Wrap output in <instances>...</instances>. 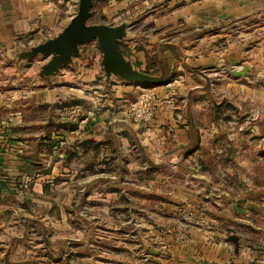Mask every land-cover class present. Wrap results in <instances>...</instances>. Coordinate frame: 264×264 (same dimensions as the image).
Here are the masks:
<instances>
[{
  "label": "crops",
  "instance_id": "0c3cea01",
  "mask_svg": "<svg viewBox=\"0 0 264 264\" xmlns=\"http://www.w3.org/2000/svg\"><path fill=\"white\" fill-rule=\"evenodd\" d=\"M74 1L0 0V264H46L39 258L41 254L49 258V264H59L58 243L32 240L28 235L32 231H53L57 226L58 210L52 212L50 195L44 190L45 183L52 181L51 176L37 174L27 189L22 183L30 166L41 165L36 159L54 157L66 134L70 138L84 135L97 139L103 153L106 148L114 152L113 166L117 170L128 167L124 175L122 171L117 175L113 172L108 182L113 181L114 185L108 191L107 180L97 175L103 186L97 192L98 199L100 195L103 201L112 199L107 206H98L95 214L100 217L111 213L114 222L112 226L97 222L96 239L87 237L76 243L89 250L82 255L80 264H107V260L108 264L241 263L249 244L239 232L245 225V202L241 198L230 199L231 190L224 203L217 199L223 195L212 196L210 183L217 180V163L210 156L214 143L227 133L229 120L241 113L242 101L250 96L243 95L249 92L250 73L238 76L232 70H242L244 66L249 71L264 69V55H251L246 49L250 33H241L239 42L231 34L238 31L234 27L239 24L246 28L247 22L264 23V19L255 20L264 14V0H167L160 13L152 4V13L144 22L154 24L158 32L144 35V39L139 28H134L142 16L126 19L133 22L134 36L127 38L131 47L140 43L152 47V43H157L160 68L161 61L168 62L170 77H176L147 86L113 78L109 83L112 96L106 93V81L105 92H91L92 88H99L95 81L103 66L86 64L87 60L75 62L76 75L63 72L65 80L43 79L35 71L33 79L26 78L29 61L24 62L22 76L18 77L12 65L11 55L23 49L27 40L28 45L38 44L62 30L74 14ZM109 2L120 6L127 0ZM141 53L139 49L136 55ZM126 54L139 69L137 59ZM38 57L39 69L44 61ZM141 89L156 95L150 133L145 124L126 125L129 118L121 111L127 94H139ZM82 103L93 105L94 111L83 113L79 109ZM62 126L68 131L63 133ZM127 135L137 140L141 155L145 156L137 162L117 155L124 147L121 138ZM235 145L244 148L241 143ZM121 199L127 205L123 206ZM46 202L48 213L42 208ZM183 208L209 218V226L200 227L181 219ZM120 215L128 221L118 219L116 223L115 216ZM133 215L141 217L132 218ZM73 224L67 218L65 229L73 232ZM234 233L240 239L239 252L228 240ZM122 236L136 247L139 253L135 257L118 255ZM62 252L67 256L66 264L78 263L74 242L67 241ZM52 255L56 257L52 259Z\"/></svg>",
  "mask_w": 264,
  "mask_h": 264
},
{
  "label": "rangeland",
  "instance_id": "374dc122",
  "mask_svg": "<svg viewBox=\"0 0 264 264\" xmlns=\"http://www.w3.org/2000/svg\"><path fill=\"white\" fill-rule=\"evenodd\" d=\"M109 1L110 0L95 1L93 8L96 11L91 17L90 22L115 25L119 24L123 20L135 18L136 15H140L142 16V19L141 21L136 22L134 28H139L140 34L143 36L141 38L144 39V35L150 36L153 32H158V29L154 28V24L151 22H144V19L152 13L149 12V7L153 4V6H155L160 13L167 0H127V3L124 2L120 6H117V4L114 6L113 4H115V2L112 3ZM116 1L120 2L121 0ZM78 2L79 0L74 1L72 9L74 14L78 10ZM263 17L264 14L257 15L255 20L259 18L262 21L264 19ZM245 24L246 28L240 27L241 24H239L238 28L236 26L234 27V31H238L235 34L233 32L231 33L233 34V40L239 42L242 38L241 33H244V35L250 33L249 37H247L245 41L247 46L246 49L251 55H264V23H257L253 21L252 23L247 22ZM258 31L260 32L259 35ZM122 41L123 42L120 44L121 49L129 55H133L135 59H137L136 64L139 66V69L157 74L160 72V64L158 62L159 53L156 47L157 43H152V47H149V44L140 43L141 45H136L139 48H133L136 46L131 47L132 44L128 43L129 41L127 38ZM29 46L30 45H28L27 40V44L24 48L18 51L27 49ZM139 49L142 53L137 56L136 52ZM16 53L11 55L10 60H12V65L13 67L15 66V69L17 70L15 65ZM101 59L102 52L98 42L93 40L85 43L82 46V54L75 57L74 64L66 66L64 68L65 71L63 69L62 72L54 78L57 80H65L63 72L75 74L77 68L75 62L78 61L87 60L86 64H96L98 67H101ZM138 59L141 60L138 61ZM38 60H40L39 57L24 60L21 65L22 71L20 73L17 70V76H22L24 62L29 61L30 63L26 65V68L28 67L26 70L29 71V75L26 78L33 79L35 77L34 71H38ZM80 66H82V62ZM249 73V82L247 83L249 92H244L243 95L250 94V96L242 101L243 103L240 107L241 113L237 114L234 119H230L232 116L229 118L230 120L226 129L227 133L221 138V140L214 143V150L212 152L213 158L210 156V160L214 159L217 163L215 168V176L217 180L210 183L212 186V196L216 194L217 196L223 195V198H217L222 199L221 202H223L224 197H228L229 191L231 190L230 199L234 201L241 198L242 202H245L243 206L247 209L246 213H244L245 225L241 228V230H239L247 241H249V244L245 248V257H243V261L241 263L230 264H264V69L258 67L253 71L250 70ZM12 76L15 77V75ZM174 77H176V75H172L170 78L174 79ZM113 78H117L116 80H121L123 83L127 82L119 77ZM104 79L105 77L102 67L100 73L96 76L95 81V85L99 88H92V93H94V90H96L95 94H102V92H105L103 91V84L105 83ZM147 85L152 84H144V86ZM76 88L82 89V87L78 86H76ZM105 89L108 96H112L114 94L112 86H110L109 83H106ZM142 92L145 91L141 89L139 94L135 92L128 93V97L125 98V101H122L121 111L123 112L126 105L129 102L136 100ZM80 105L81 108L79 109H82V112L85 114H89L94 111V107L91 104L82 103ZM230 114L231 111H229V115ZM134 123L137 124V122L129 118L126 125H132ZM65 131L67 132L68 129L63 127V133ZM85 137L86 136L84 135H78L70 138L66 134V136L60 140V146L57 147L55 155L53 154V158L43 156L42 158L36 159L38 162H41V165L38 164L34 167L30 166V168H28V170H32L34 172V177L37 174L51 176L50 179L52 181L45 183L44 190L50 195V199L48 198V201H50L52 206V212L55 208L58 210V222L53 231L42 230L37 233L32 231L29 232L28 235L32 238V240L38 239L44 243L51 240L52 244L58 243V255L56 256L60 259L59 264H66L67 256L64 252L61 253V248L66 246L67 241L74 242V255H77V264H80L79 262H81L82 255L86 253L88 254L89 250L85 249V247H82L81 245H76V243L80 244L81 242H84V239H87V237L91 240H95L97 222L100 224L105 223L107 226H112L114 222V216L111 213L100 214V217L95 214L99 207L107 206L112 199L106 198V200L103 201V196L101 195L99 196L101 199H98L97 192L98 190L101 191L103 186L102 183H98L99 179L97 175H100L101 178L104 177L105 180H107L105 181V190L108 191L114 185L113 181L108 182V179H110L113 175V172L116 171L117 175V173L120 174V171H122L121 174L124 175L126 173L124 172V169L128 170V167H123L117 170V168L113 166V158H115V154H113L114 152L109 148H106L103 153L97 139ZM238 139H240L241 142L238 141ZM110 140L112 141V139ZM236 141L241 143V146L244 148L238 149L235 145L237 144ZM122 143L124 147L122 146V152L117 154L119 155V158L126 160L130 159L137 162V159L145 157L141 155L142 151L137 143V140H134L131 135L123 136L121 138V144ZM231 143H233V145ZM128 144H131L130 148ZM233 147L237 148V150ZM44 148L45 151L49 153V147L46 145ZM109 151H111V153ZM224 161L226 162L225 165ZM227 161L229 162V165H227ZM102 163L105 165H99ZM122 186H124V184H122ZM125 187L128 188L129 186L125 185ZM120 201L123 203V206L127 205L124 203V199H121ZM46 203L47 205H44L42 208L43 212L48 213L50 210L49 202ZM98 217L99 220L97 219ZM133 217L140 219L141 216L133 215L132 218ZM67 218L68 221L70 220L74 223L73 232H69V230L67 231L65 229ZM115 218L116 223L118 219L121 222L128 221L124 215L115 216ZM132 222L135 223L133 219ZM102 228L103 227L100 229ZM108 231L109 229L106 227V234ZM90 253L94 252L91 250ZM117 253L122 257H135L139 252H137L133 243L125 240L122 236L121 251ZM94 254H97V252ZM56 256L52 255V259ZM39 258L46 264L50 263L49 258L45 254H41ZM76 258H74L75 261H77ZM109 261L110 260H107V264Z\"/></svg>",
  "mask_w": 264,
  "mask_h": 264
},
{
  "label": "water",
  "instance_id": "95a60500",
  "mask_svg": "<svg viewBox=\"0 0 264 264\" xmlns=\"http://www.w3.org/2000/svg\"><path fill=\"white\" fill-rule=\"evenodd\" d=\"M95 1L79 0L77 12L73 14L60 32L43 42L18 51L15 55L17 70L21 73V65L24 60L40 56L44 62L39 66L36 76L50 80L60 74L66 66L74 64L75 57L82 54V46L85 43L96 40L102 52L101 63L106 83H110L113 77L142 84L167 82L171 73L168 62L161 61L158 74L140 70L121 49L122 40L134 36L131 30L132 20H123L115 25L90 22L94 15ZM232 73L238 76H247L249 67L244 66L242 70L233 69ZM228 240L234 242L235 252H239V236L235 233L231 234L228 236Z\"/></svg>",
  "mask_w": 264,
  "mask_h": 264
},
{
  "label": "built area",
  "instance_id": "2783aa9c",
  "mask_svg": "<svg viewBox=\"0 0 264 264\" xmlns=\"http://www.w3.org/2000/svg\"><path fill=\"white\" fill-rule=\"evenodd\" d=\"M156 95L152 92H142L136 100L129 102L123 110L127 118L133 119L137 123L145 124L147 133H150L149 124L155 116ZM34 172L26 170L23 174V188L30 187L34 180ZM180 218L187 223L194 224L200 227H207L210 224V219L206 216L196 214L193 210L183 208L180 210Z\"/></svg>",
  "mask_w": 264,
  "mask_h": 264
}]
</instances>
